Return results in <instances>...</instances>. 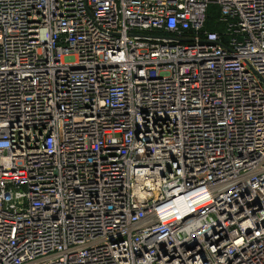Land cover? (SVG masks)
I'll use <instances>...</instances> for the list:
<instances>
[{"label":"built area","instance_id":"obj_1","mask_svg":"<svg viewBox=\"0 0 264 264\" xmlns=\"http://www.w3.org/2000/svg\"><path fill=\"white\" fill-rule=\"evenodd\" d=\"M0 264H264V0H0Z\"/></svg>","mask_w":264,"mask_h":264},{"label":"trees","instance_id":"obj_2","mask_svg":"<svg viewBox=\"0 0 264 264\" xmlns=\"http://www.w3.org/2000/svg\"><path fill=\"white\" fill-rule=\"evenodd\" d=\"M210 15H209V19L207 22V26L209 29L213 28L216 29L218 31L221 30V26L216 22V16H217V11L215 8H210Z\"/></svg>","mask_w":264,"mask_h":264}]
</instances>
